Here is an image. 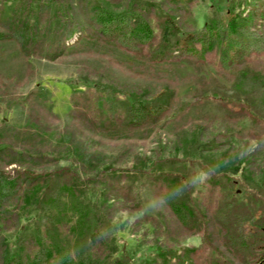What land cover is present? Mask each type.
<instances>
[{
	"label": "rangeland",
	"instance_id": "374dc122",
	"mask_svg": "<svg viewBox=\"0 0 264 264\" xmlns=\"http://www.w3.org/2000/svg\"><path fill=\"white\" fill-rule=\"evenodd\" d=\"M78 1L2 4L0 19L38 24L34 36L43 46L41 55L26 59L15 41L0 38V149L55 159L54 164L24 163L38 172L77 171L80 198L93 211L88 223L112 248L109 261L143 264L160 261L158 248H186L197 264H264L259 259L264 248V103L233 90L216 61L150 63L107 36L99 40L75 33L53 58L56 28L66 19H82ZM228 1L198 0L183 27L200 29L212 14L225 12ZM93 6L100 14L118 16L146 5L88 0L87 9ZM158 10L150 23L159 34L165 6ZM141 105L166 111L144 127L124 126L141 121ZM78 109L107 130H90L76 121L72 111ZM107 173L124 175L120 187L135 210L123 209L122 198L106 200L102 178ZM159 184L170 200L185 202L200 219L187 218L196 224L192 234L179 232L170 206L155 195ZM44 202L24 205L19 224L0 229L11 252L41 261L57 245L75 259L87 255L92 238L69 229L76 217L68 212L56 219ZM147 216L157 220V227L144 220ZM172 260L166 264H179Z\"/></svg>",
	"mask_w": 264,
	"mask_h": 264
},
{
	"label": "trees",
	"instance_id": "16d2710c",
	"mask_svg": "<svg viewBox=\"0 0 264 264\" xmlns=\"http://www.w3.org/2000/svg\"><path fill=\"white\" fill-rule=\"evenodd\" d=\"M0 0V8L4 2ZM22 5L28 6L33 0H19ZM95 2L96 0H92ZM113 3L129 1L135 4L146 5L144 8L136 6L135 12L128 15L114 16L112 14H100L93 6L87 9L88 0H79L81 20L72 17L58 26L55 30V47L53 58L60 56L66 48L69 37L78 33H84L95 39L108 37L119 49L127 53L142 56L150 63H172L181 61H203L215 63L218 73L233 81V90L245 94L247 97L257 98L264 103V0H229L225 12L217 11L212 14L200 29H186L182 23L190 9L198 0H108ZM160 3V4H157ZM161 6H165L162 33H155L151 27L150 19L156 18ZM158 8V9H157ZM1 13V11H0ZM38 24L25 22L17 23L13 19L2 21L0 19L1 40L15 41L21 55L28 59L30 56H39L42 53L43 43L35 38L34 29ZM213 97H219L213 95ZM228 100L221 97V100ZM138 110L142 116L141 121H125L124 126L129 128L144 127L146 124L158 121L163 112L156 111L152 107L144 105ZM250 114L252 110L247 105ZM141 113V114H140ZM76 121H80L90 130H107V127L91 120L87 112L78 109L72 111ZM253 124L260 125L253 113L250 115ZM120 122V121H119ZM54 164L55 159L45 156H32L26 152H18L11 148L0 149V229L12 230L19 224V209L28 203L39 204L42 201L48 203V208L54 211L55 217L68 213L70 217H76L75 223L69 229H78L85 236H90V252L84 257L75 259L65 250L52 245L46 250L48 258L40 261L34 256L30 259L27 255L12 253L5 244L0 234V264H128L122 259L109 261L107 252L112 248L100 237L92 224L88 223L92 210L85 205L80 198V185L77 171L70 167H56L52 172H38L31 168L34 162ZM15 165L16 168L7 170V167ZM123 174L107 173L102 178L104 184V197L106 200L124 199L123 209L135 210V206L129 203L130 197L120 187ZM161 181L169 182L162 177ZM47 194V197L45 195ZM157 197L166 200L179 232L192 234L191 229L196 225L189 223L187 218L198 221L193 210L183 201L170 200L169 195L163 193L162 184L155 189ZM66 198V199H63ZM61 210L65 211L61 213ZM56 217V219H59ZM144 220L158 225L154 217L147 216ZM200 220V219H199ZM189 223V224H188ZM56 226V225H54ZM157 227V226H156ZM170 229V226L168 227ZM169 234L174 235L171 228ZM181 230V231H180ZM172 232V233H171ZM84 237V236H83ZM259 259L264 261V248ZM186 248L168 251L158 248L156 258L160 261H144L143 264H166L168 260L179 264H197L189 260ZM55 256V257H54ZM53 259H56L53 261ZM209 264H222L214 260Z\"/></svg>",
	"mask_w": 264,
	"mask_h": 264
}]
</instances>
